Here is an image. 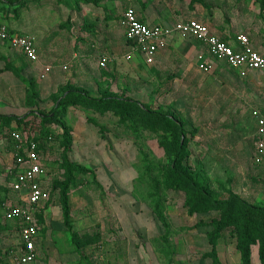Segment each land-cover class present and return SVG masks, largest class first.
<instances>
[{"label":"rangeland","instance_id":"rangeland-1","mask_svg":"<svg viewBox=\"0 0 264 264\" xmlns=\"http://www.w3.org/2000/svg\"><path fill=\"white\" fill-rule=\"evenodd\" d=\"M28 1L42 0H26ZM75 1L78 2L69 0ZM257 2L264 3V0ZM17 14V4L0 2V25L10 27V20ZM14 55L17 56L7 44L0 42V67L11 64L19 68L13 59ZM128 56H131L130 59ZM128 56L127 60L133 59V55ZM129 61L126 65L119 66V69L113 65H108L105 69L98 67L95 75L91 74L96 79L86 82L80 79L81 83L78 85L82 86L71 83L68 85L84 89L94 98L102 95L123 96L136 100L151 111L174 114L184 123L193 173L198 171L206 179H210L214 197L226 201L229 198L227 191L233 190L245 200L264 207V152L258 151V142L262 136L251 119L247 102L250 98L264 100V72L256 73L248 81L237 78L219 81L212 75H206L194 78L193 85H186L182 76L176 72L180 69L177 65L166 66L162 70L153 66L155 71H150L149 64L143 62V73H137ZM28 65L32 66L31 63ZM80 66L85 68L86 61H82ZM69 71L67 72L71 73ZM2 75L0 74V114L25 116L24 119L29 122L28 135L32 132V138L40 137L46 129L45 124L41 118L31 113L29 107H24L22 102L17 101L13 111L6 110L8 103L4 99V93L8 92L10 85L6 83L7 76ZM68 75L65 74L66 78ZM108 84L113 88L111 87L110 92H105ZM187 86L192 88H186ZM236 91L240 95L234 98L238 94ZM39 101L42 106H35L36 110L51 112L64 108H58L56 101L53 102L50 98L42 101L39 97ZM65 111L66 117L60 118V123L71 128L75 126L80 137L85 132L91 140L97 139L99 143L97 148L93 145L90 150L83 151L79 148L75 156L70 150L71 160L77 158L92 166H100L102 180L109 178L112 173L114 179L119 180L120 174H123L127 180L122 186H99L94 174L76 175L78 184L72 190L71 222L79 238L72 240L63 222L60 196L56 197L41 213L45 216L50 211L54 219L50 221L48 229L45 227L46 231L41 232L44 242L42 250L38 249L36 264H212L211 258L206 257L212 249L208 233L213 229L211 222L219 218L221 212L211 210L204 214L190 215L185 206L188 194L178 188H168L164 184L163 170L159 172L156 169L158 166L166 169V166L171 165L173 158L168 155V145L165 142L172 139V135L142 126L140 115L136 112L128 115L130 120L125 123V119H120L112 111L104 113L80 106H70ZM88 118L99 127L89 123ZM60 123H53L48 126V130L55 135L62 134ZM16 125V121H13L10 126L0 127L2 264L5 260L12 259L18 242V224L3 216L6 204H12L15 196L9 188L13 180L10 170L14 159L10 154L8 138ZM100 132L105 138L108 137L107 147L100 144L104 142L98 139L97 134ZM41 144L50 170V182L54 185V182L64 181V170L60 166L63 150L59 142L44 139ZM259 156L260 160H256ZM147 162L152 164L153 170L147 168ZM112 163L116 164L112 166H116L118 170L103 169ZM157 181L160 182L159 186H156ZM220 184L224 186L222 189L218 186ZM156 204L163 208L161 212L165 216L167 227L153 212ZM201 220L206 224L200 223ZM231 230L232 228L224 231L220 250L224 261L235 264L237 257L232 249L236 240ZM97 236V241L91 243L92 237ZM47 239L52 240L54 250H48ZM257 258L256 253L255 264H262Z\"/></svg>","mask_w":264,"mask_h":264},{"label":"crops","instance_id":"crops-1","mask_svg":"<svg viewBox=\"0 0 264 264\" xmlns=\"http://www.w3.org/2000/svg\"><path fill=\"white\" fill-rule=\"evenodd\" d=\"M128 7L134 8L137 13L136 16L141 21L150 25L175 27L182 21L193 18L197 19L206 23L213 33L233 45L238 44L236 39L237 35L245 33L248 35L254 50L264 55V3L257 2V0L28 1L18 10V14L14 16V19L12 18L10 20L9 24L10 28L15 32L29 36L34 40L39 53V60L37 62H31L7 42H0L7 44L11 48L12 53L17 55H14L15 57L13 59L20 67L14 66L20 69L24 76L34 77L37 80L40 100L43 101L50 98L53 101L52 95L57 93L61 87L69 83L75 86H82L78 85V83H81L80 79L85 80V82L86 80L96 79L91 74L94 73L95 75L99 68H106H101L100 66V57L103 54H108L111 58L108 65L116 66L117 69L128 63L127 61L129 60L126 59L128 55H133V59L129 62L137 73H143L141 70L144 68L141 67V64L143 62L145 63V61L137 48L126 40L125 28L121 23V15H123V12ZM156 55V61L148 65L150 67L149 70L155 71L153 70V66L162 70L166 66L177 65L176 67L180 69H177L176 72L182 76V80L185 81L184 83L186 85H193V79L200 76L212 75L219 81L221 79L230 81L234 80V78L248 81L256 73L262 72L249 71L246 76H241L239 70L230 68L211 58L205 44L195 39L185 38L177 32L170 38L168 46L161 49ZM200 56L214 64L211 72L205 73L199 69ZM97 59L99 64H97ZM82 61H86L85 68L80 66ZM27 63H31L32 66ZM49 66L51 67V71L44 79H41L39 76L40 73ZM64 66H67V69H64ZM4 67H0V74L7 76L5 80L10 85L8 92L4 93V99L8 103L6 110L13 111L17 105V101L18 103L22 102L24 107H28L26 105L25 84L11 71H3L2 69ZM72 69H75V71H72ZM65 74H69V77L66 78ZM106 83L108 82L106 81ZM111 87L108 84L104 91H111L113 88ZM186 88L192 87L187 86ZM237 93L234 95V98L239 97L240 94L239 92ZM38 102L42 106L41 101ZM247 102L250 106V116L252 108H264V100L250 98ZM5 113L11 114L9 112ZM251 119H253L252 116ZM253 121L255 122L254 119ZM72 127L73 144L71 154L73 156L77 155L79 148L84 151L85 149L90 150L93 145L95 148L98 147L97 144L99 143L97 139L91 140L85 132L80 137L75 126ZM97 135H99L98 139L100 141H104L100 144L107 147L109 145L106 141L108 137H102L101 133ZM8 144L10 145V142ZM10 149V154H12L11 146ZM73 160L93 170L101 186H122L123 182L127 180L123 177V174H120L119 180L114 179V173L105 179L107 181L102 180L99 172L101 169L100 166H92V164L81 162L77 158H73ZM112 165L116 164L112 163L103 169L108 171L118 170L115 168L116 166ZM73 188L74 186L70 189L71 209H73ZM53 219L54 216L50 211L45 214L42 231H46L45 227L48 229L50 221ZM51 241L49 239L46 240L47 248L50 251L54 250ZM43 242L44 239L39 246V250H42ZM221 245L220 240L217 250L221 261L225 264H231L230 261H224L221 257ZM257 248V245L251 248L252 264L256 263L254 256L256 253L258 255ZM232 250L235 251L237 257L235 264H240L241 255L236 248V243ZM49 255L51 256V254ZM36 262L33 264H36Z\"/></svg>","mask_w":264,"mask_h":264},{"label":"trees","instance_id":"trees-1","mask_svg":"<svg viewBox=\"0 0 264 264\" xmlns=\"http://www.w3.org/2000/svg\"><path fill=\"white\" fill-rule=\"evenodd\" d=\"M0 2L17 4L19 10L26 3V0H0ZM2 70L11 71L25 84L26 105L31 109V113H34L38 118H41L42 122L45 124L46 129L43 131L42 135L35 138V140L40 143L41 149V142L44 139L49 141L56 140L62 147L63 152L60 166L64 170L65 179L62 182H54L55 184L52 185V189L53 192L60 196L59 203L62 210L63 222L65 227L70 232L72 240L78 239L79 235L72 228L70 189L77 183L76 175H95V173L93 170L84 167L81 163L71 160L69 154L73 144V128L67 126L65 123H60L59 120L60 118L66 117L67 111L65 110L70 106L85 107L99 110L104 113L105 111H112L120 119H125V123L130 120L128 115L136 112L140 115L142 126L154 130L159 129L161 132H168L172 135V139H168L167 142H165L168 145V155L173 158L171 165L166 166V169H162V166H158L156 169L159 172L163 170L165 177L164 184H166L168 188H178L188 194V200L185 204L188 208V213L190 215L198 213L204 214L210 212L211 210L221 212L220 217L215 218L211 222L213 229L208 233V239L212 249H210L211 252L206 254V257L211 258L212 264H225L221 261L217 249L220 240L223 238L224 231L232 228L231 232L236 240V248L241 255L240 264H252L251 248L256 245L258 246L257 249L259 259L261 263L264 264V207L245 200L233 190L227 191L229 193V198L226 201H220L214 197L211 190L210 179H206L205 175L198 171L196 174L193 173L191 166V154L187 150L188 139L184 133V123L175 117L174 114L170 112L160 113L157 111H151L140 105V103L136 100L123 96L102 95L99 98H94L86 90L72 88L68 84L59 89L61 94H58V91L52 95V99L56 101L58 108L62 106L64 107L62 110H55L51 112H46L43 109L36 110L34 107L39 106L38 96H40L37 80L34 77L24 76L20 69L11 64L6 65ZM105 92H110V90H106ZM24 118L25 116L13 117L0 114V127L2 125L10 126L11 122L16 121L17 125L14 129L27 132L29 122ZM87 120L89 123L99 127V125L93 120L89 118ZM53 123H60L63 131L62 134L55 135L52 131L48 130V126ZM99 131H101V129ZM100 133L102 134V132ZM29 136H33L32 132L29 133ZM102 137L105 136L102 135ZM161 145L164 146V144ZM147 166L149 170L154 169L152 164L149 162H147ZM95 181L99 186H101L97 180ZM152 181H155V178H152ZM159 185L160 182L157 181L156 186ZM218 186L220 189L224 187L221 184ZM160 200H162L161 197ZM162 210V206L160 204H156L153 212L159 221L167 227L168 224L163 212H161ZM39 219L43 224L44 216L42 214L39 215ZM200 223L206 224L204 220H201ZM98 238V236L94 238L92 237L91 243L97 241Z\"/></svg>","mask_w":264,"mask_h":264},{"label":"built area","instance_id":"built-area-1","mask_svg":"<svg viewBox=\"0 0 264 264\" xmlns=\"http://www.w3.org/2000/svg\"><path fill=\"white\" fill-rule=\"evenodd\" d=\"M136 15L134 8L128 7L121 15V23L125 28L126 40L137 48L146 64L151 65L156 61V54L168 46L170 38L177 32L185 38L205 44L211 58L239 70L241 76H246L249 71L264 72V55L254 50L245 33L238 34L236 37L238 44L233 45L213 33L206 23L194 18L182 21L175 27H167L150 25L141 21ZM0 41L7 42L31 62L39 60L34 40L15 32L6 24L0 25ZM100 59L101 68H105L111 58L108 54H103ZM198 66L205 73L211 72L214 68V64L206 61L202 56L199 57ZM64 69H67V66H64ZM50 71L51 67H46L40 73V78L44 79ZM251 116L262 136L258 142V151L263 153L264 108H252ZM9 142L14 159L10 170L13 175L10 190L15 196L12 198V204H6L3 216L16 222L19 230L14 259L12 257L11 260H5L3 264H33L38 258V249L43 240L41 235L43 224L39 215L48 204L58 198V194L53 192L52 183L48 178L50 170L40 143L31 138L28 132L19 129L10 132ZM257 159L260 160V156Z\"/></svg>","mask_w":264,"mask_h":264}]
</instances>
